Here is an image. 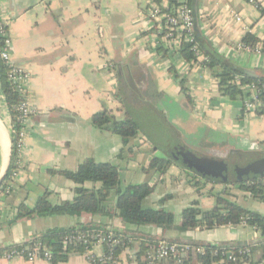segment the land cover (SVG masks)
Masks as SVG:
<instances>
[{"label":"crops","instance_id":"0c3cea01","mask_svg":"<svg viewBox=\"0 0 264 264\" xmlns=\"http://www.w3.org/2000/svg\"><path fill=\"white\" fill-rule=\"evenodd\" d=\"M152 2L0 0V20L8 27L12 61L32 74L31 94L36 110L27 134L25 167L13 179L11 193L2 196L1 252L27 245L49 230L78 226L97 227L113 234L114 239L115 234H124L129 238L141 236L158 242L201 246L261 242L260 232L246 225L179 232L182 213L195 201L203 211L215 207L216 201L205 196L214 192V187L201 179L204 191H199L192 184H183L176 174L171 179H175L176 187L183 185L182 192H169L170 184L158 190L155 182L160 181V175L166 179L168 172L167 168L156 170L158 176H154L148 168L153 159L167 160L161 157L156 143L147 138L154 147L150 151L148 141L137 136L124 147L119 135L92 124L91 117L103 111L119 120L129 114L139 124L134 113L142 110L170 132L177 145L197 156L224 159L238 168L264 159V114L246 112L242 98L224 96L210 69L196 68L182 56L155 47L151 24L144 16ZM256 2L261 9L248 0H191L190 4L196 18L195 31L206 52L230 61L253 77H264V54L237 48L247 34L264 42V0ZM233 14L243 18L244 27L234 21ZM105 65L112 69L105 70ZM10 132L11 117L0 88V177L9 166ZM250 155H256V159L250 161ZM87 160L117 166L125 187L152 186L147 208L173 214L177 219L175 227L138 226L104 214H49L15 220L22 205L33 209L47 193L53 206L72 202L76 185L59 172H74ZM86 187L97 186L88 183ZM232 194H240L237 202L243 208L264 217V204L241 190ZM112 199L114 202L115 195ZM131 240L133 244L115 259L116 263L138 264L141 240ZM263 256L264 249L259 247L253 262ZM104 257V246L98 243L88 254H72L67 262L58 264H94V259ZM171 260L155 264H168ZM0 264L52 262L18 259L10 263L0 260Z\"/></svg>","mask_w":264,"mask_h":264},{"label":"trees","instance_id":"16d2710c","mask_svg":"<svg viewBox=\"0 0 264 264\" xmlns=\"http://www.w3.org/2000/svg\"><path fill=\"white\" fill-rule=\"evenodd\" d=\"M156 4H161L164 0H153ZM170 1L171 7L176 6V0ZM191 2V0H190ZM258 6L261 9L259 2ZM191 5V4H190ZM192 7V6H191ZM264 13V12H262ZM195 16V14H194ZM196 20V18H195ZM2 21L0 20V27ZM8 32V27L5 26ZM6 34L0 32V88L3 93L8 112L11 117V155L9 166L6 170L4 180L0 187V228L3 225V201L8 196L6 191L12 190L13 172L16 169V141L20 130L17 124V109L22 101V96L13 86L8 78V66L1 58V52L4 48ZM195 40L200 49L210 57L209 68L219 82L220 92L230 99L244 98L248 93L242 89V85L256 84L264 85V77H253L245 70L237 67L230 61L221 58L211 52H206L200 45V38L195 31ZM244 44L254 46L262 44L251 34H247L242 41ZM191 46L183 43L180 55L182 58L193 64L194 55L191 52ZM164 52V51H163ZM237 79L240 80L238 83ZM260 106L258 112L264 114V91L260 94ZM92 124L101 129L109 130L119 135L124 147H127L130 140L137 137L140 133L138 123L133 120L129 114L124 119H117L111 112L103 111L91 117ZM173 153H166L172 157ZM170 164L167 159H153L148 168L163 171ZM59 174L65 176L75 183V198L72 202H65L60 205L53 206L48 201V194L41 197L33 209H29L22 205L15 220L22 217L44 216L49 214L80 216L82 214L91 215H112L119 217L123 222L133 225H153L163 229H172L175 227V218L173 214L166 210H155L152 208H144L143 203L153 192V187L149 184L129 185L123 187L121 185V173L117 166L109 163H96L93 160L83 162L76 171L64 172ZM193 175L190 183L198 190H201L202 180L206 183L222 184L223 190L216 194L210 191L211 195L216 198V205L213 209L203 211L199 208L198 201H195L189 208L182 213L181 224L176 226L179 232H187L196 229L213 230L221 226H239L246 225L253 227L261 234V242L256 245H238V246H214V245H191L194 250L202 249V253L191 252L182 263L169 261L168 264H215L223 261L222 264H242L249 262L250 264H260L264 260L253 262V255L256 249L262 247L264 249V217L258 213L246 210L235 200V196L229 191V187L239 189L248 193L252 199L264 204V178H255L253 180H240L238 178L228 177L226 180H215L209 176H203L199 172ZM92 183L97 187L88 188L86 184ZM111 194L115 195V201L110 200ZM3 196V197H2ZM99 228L94 226H78L70 229H53L47 231L40 238L35 239L32 243H40L52 254V264L65 263L72 254H88L98 244ZM108 232H105V234ZM91 234L93 237L88 238V242L68 241L73 236H84ZM118 244L105 242L104 260L94 259V264H113L114 260L126 249L131 247L133 240H141L140 251L137 253L138 264H148L146 252L149 248L158 243L153 238L133 237L129 238L124 234H115ZM115 236L113 235V238ZM1 252V251H0ZM228 254L237 259L233 262L228 259ZM112 258L111 260L109 258Z\"/></svg>","mask_w":264,"mask_h":264},{"label":"built area","instance_id":"2783aa9c","mask_svg":"<svg viewBox=\"0 0 264 264\" xmlns=\"http://www.w3.org/2000/svg\"><path fill=\"white\" fill-rule=\"evenodd\" d=\"M248 2L260 9L256 0H248ZM144 16L151 24V39L155 47H160L167 54L180 55L183 43H187L191 46L190 50L195 57L193 64H189L196 68L210 69V57L200 49L198 43L195 40L196 20L194 11L190 5V0H176V6L174 7H171L170 1L168 0H164L161 4H156L153 1L149 9L146 10ZM232 17L240 27L245 26L241 16L238 14H233ZM5 26L6 23L2 21L0 32L2 34H6L7 38L5 40L4 48L1 52V58L8 66L9 80L22 96V101L18 105L17 109L18 114L16 122L19 124L20 130L18 132L16 141L17 160L16 169L13 172L14 179L25 167L27 134L32 116L35 114L36 110L31 94L32 74L27 69L17 66L12 61L11 40L8 36V32L5 30ZM237 48L239 50L257 55L264 54V46L261 43L250 46L241 42L237 45ZM111 69L112 66L105 65V70L110 71ZM237 81L238 83L240 82L239 79H237ZM242 89L248 93L244 98H242L244 110L246 112L257 111L260 106L259 96L261 92L264 91V85H242ZM223 189L224 188H221V190ZM10 193L11 189L9 188L6 191V194L9 195ZM92 237L93 236L91 234L79 237L73 236L68 238L65 244H67L68 241H83L87 243L88 238ZM96 237L98 239V243L104 244L105 242H109L113 245L118 244V241L113 238V234L110 233L105 234V232H99ZM191 252L202 253L203 250H194V248L188 244L161 241L149 248V250L146 252V259L148 264H155L170 259L175 260L178 263H182V261L188 257ZM18 259L27 260L29 262H36L39 260L51 262L52 254L50 253L49 249L44 247L39 242H31L27 245L15 246L7 249L4 252H0V260L10 263ZM109 259L111 260L112 258L110 257ZM228 259L233 262L237 261V259L230 254H228ZM103 260L104 259L100 261ZM114 263L118 264L116 263V260H114ZM260 264H264V260Z\"/></svg>","mask_w":264,"mask_h":264},{"label":"rangeland","instance_id":"374dc122","mask_svg":"<svg viewBox=\"0 0 264 264\" xmlns=\"http://www.w3.org/2000/svg\"><path fill=\"white\" fill-rule=\"evenodd\" d=\"M134 115L137 117L138 122H139V127L140 128V133L138 135L139 138H143L146 139L144 142H147V138L150 137V140L160 149V151L162 152L161 157L162 158H166L170 161V164L166 167L167 168V178L165 179V177H163L161 179V175H160V181L155 182V185L158 187V190L161 189L162 187H165L166 185L168 186V190L170 191H178V192H182L184 190V187L182 185V187H176L175 185V179H171V177L173 175H178V179L181 180L183 182V184L186 185H190V181L192 180L193 173H195V171L197 172V170L199 171V166H196V163L194 162V160H186V161H182L181 156L178 154V146L176 144V142L174 141V139L172 138V135L170 136V132L168 133L161 125H159L156 121L153 120V118L150 115H147L143 113V111L141 110L140 113L136 114L134 113ZM146 132V135H144V132ZM149 139V138H148ZM177 145V146H176ZM146 146H150V151L153 150L154 147H152V145L149 143V141L147 142ZM167 149H169L173 154L172 157L167 156L166 153H170ZM256 155H250V161L256 159L255 157ZM247 163L249 161H246ZM115 166V165H114ZM149 167V166H148ZM152 172L154 173V176H158V170L156 171V169H150ZM166 170V169H165ZM152 176V175H151ZM205 182V181H204ZM154 183V182H153ZM194 183V181H193ZM192 183V184H193ZM202 184V183H201ZM204 184L200 185L203 186ZM207 185L209 186H213L214 187V192L213 194L218 193V190L221 187L222 184H218V183H207ZM123 186V185H122ZM172 186V187H171ZM125 187V186H123ZM203 188H201L202 190ZM204 191V190H202ZM229 191H231V193L235 192V191H239L237 189H233L229 187ZM114 194H111L110 196V200L112 201V196ZM176 196H178L179 194H175ZM239 195L240 194H236V201H238L239 199ZM207 199H212L216 201V198L214 195L211 194H207L205 195ZM177 199V198H176ZM147 202L148 200L145 199L144 203H143V207L147 208ZM239 202V201H238ZM241 202H243V200H241ZM200 208V206H199ZM201 209V208H200ZM182 218V216H181ZM176 218H175V223H176Z\"/></svg>","mask_w":264,"mask_h":264},{"label":"water","instance_id":"95a60500","mask_svg":"<svg viewBox=\"0 0 264 264\" xmlns=\"http://www.w3.org/2000/svg\"><path fill=\"white\" fill-rule=\"evenodd\" d=\"M250 74V73H249ZM252 75V74H250ZM178 154L181 156V160H194L196 166H199V172L203 176H209L215 180H226L231 171H234L235 176L240 175L241 178L250 179L252 175L255 178H264V159L257 160L250 163L245 168H238L235 164H229L224 159L215 158L211 156H197L185 146H178ZM231 167V168H230ZM7 170V169H6ZM6 171L0 177V187L4 180Z\"/></svg>","mask_w":264,"mask_h":264},{"label":"flooded vegetation","instance_id":"af4514ba","mask_svg":"<svg viewBox=\"0 0 264 264\" xmlns=\"http://www.w3.org/2000/svg\"><path fill=\"white\" fill-rule=\"evenodd\" d=\"M255 162V161H254ZM231 168V167H230ZM235 171V170H234ZM234 171H231V173H230V175H229V177L230 178H238V179H240V180H247V179H245V178H241L240 177V175H238V176H235V172ZM258 178H260V177H258ZM248 180H253V177H252V175H250V179H248Z\"/></svg>","mask_w":264,"mask_h":264}]
</instances>
